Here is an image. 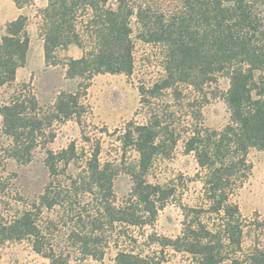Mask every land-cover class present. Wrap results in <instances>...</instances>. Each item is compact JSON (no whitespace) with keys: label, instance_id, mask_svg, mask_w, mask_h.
<instances>
[{"label":"trees","instance_id":"trees-1","mask_svg":"<svg viewBox=\"0 0 264 264\" xmlns=\"http://www.w3.org/2000/svg\"><path fill=\"white\" fill-rule=\"evenodd\" d=\"M14 2L21 9L32 0ZM39 13L45 61L62 65L68 78L131 74L135 39L160 47L164 73L139 87L146 122L124 128L119 163L101 160L100 142L88 150H79L75 142L58 151L46 147L54 138L55 120L76 114L73 94L44 107L22 84L0 106L11 138L9 156L27 162L42 147L48 172L40 193L26 197L13 193L0 162V200L10 211L0 213V245L28 239L49 264H69L74 257L102 260L114 233L136 242L130 228L153 226L178 190L176 184L149 182L147 171L158 154L183 138L184 151L193 153L199 166L201 197L195 205L177 201L183 214L180 233L175 238L152 234V242L189 254L192 264H264L258 242L244 250L245 221L233 200L251 174L250 149L264 150V0H47ZM27 25L28 16L21 13L6 26L0 85L12 83L26 63ZM71 47L81 54L61 59L60 52ZM215 98L229 112L220 128L204 121L203 108ZM184 117L186 125L178 131ZM128 147L139 159L124 167ZM122 173L132 185L121 198L116 180ZM251 226L264 229V217ZM163 260L133 250H120L115 257L116 264Z\"/></svg>","mask_w":264,"mask_h":264},{"label":"rangeland","instance_id":"rangeland-1","mask_svg":"<svg viewBox=\"0 0 264 264\" xmlns=\"http://www.w3.org/2000/svg\"><path fill=\"white\" fill-rule=\"evenodd\" d=\"M47 5V0H32L31 4L18 8L14 0H0V41L6 33L7 24L21 13L28 16L27 31L30 38L27 60L17 70L12 83L0 85V106L10 99L22 84H28L44 107L52 105L58 96L68 101L69 95H75L77 106L71 105L73 116L55 120L53 124L54 138L46 147L58 151L75 142L78 149H86L92 143H101V160L121 162L123 148L120 136L130 123L146 122V110L140 100L139 87L150 86L159 79L164 71L160 47L135 39L134 69L131 74L101 73L90 79L68 78L62 65H47L44 57V40L42 36V18L40 9ZM80 50L71 47L67 52L61 51V59L79 56ZM220 87H228L225 78L220 79ZM78 113V114H77ZM205 124L220 128L229 119V112L223 100L211 99L203 108ZM187 118L178 124V131L184 129ZM46 137L41 144L46 143ZM11 138L5 133L3 118L0 114V162L3 173L11 178L13 193L32 197L42 190L48 180V172L43 160L45 150L38 147L30 160L24 162L9 156L7 148ZM139 154L132 147L127 148L124 167L137 165ZM248 159L252 163V171L238 190L233 200L238 203L244 218V250L258 242L264 248V229L251 226L255 219L264 217V150L252 148ZM199 166L193 153L184 151L183 138L170 150L158 154L147 171V179L151 183L178 185L176 196L159 211L153 226L131 227L130 232L136 238L133 242L128 237L114 233L109 238L104 258L80 260L73 258L69 264H116L115 257L120 250H133L143 255L164 257L162 264H192V258L184 252H177L171 247L163 248L158 242H152L151 235L175 238L182 229L183 214L177 201L188 205L198 203L202 183L196 178ZM132 185L131 177L120 174L116 180L119 197L125 196ZM9 206L0 200V213L9 215ZM121 229V227H118ZM259 240H255L256 238ZM49 259L35 252L28 239L6 241L0 245V264H49Z\"/></svg>","mask_w":264,"mask_h":264}]
</instances>
